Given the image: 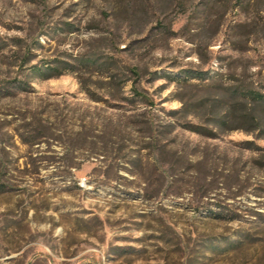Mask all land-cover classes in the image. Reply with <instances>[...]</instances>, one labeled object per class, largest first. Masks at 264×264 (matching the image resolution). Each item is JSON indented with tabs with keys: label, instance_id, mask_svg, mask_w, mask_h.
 <instances>
[{
	"label": "rangeland",
	"instance_id": "1",
	"mask_svg": "<svg viewBox=\"0 0 264 264\" xmlns=\"http://www.w3.org/2000/svg\"><path fill=\"white\" fill-rule=\"evenodd\" d=\"M251 2L0 0V87L24 83L0 95V264H264V238L191 258L264 230V103L234 94L264 93Z\"/></svg>",
	"mask_w": 264,
	"mask_h": 264
},
{
	"label": "trees",
	"instance_id": "2",
	"mask_svg": "<svg viewBox=\"0 0 264 264\" xmlns=\"http://www.w3.org/2000/svg\"><path fill=\"white\" fill-rule=\"evenodd\" d=\"M252 1V5L256 7L257 11L259 10V6L264 4V0H238L240 5H244L250 3ZM244 7V6H243ZM77 63H65V61H62L58 58L49 60L47 62H44L41 66L32 65L29 68L31 69V72L33 74H37L38 76L44 77V78H50L53 76L61 75L63 72H74L75 70L79 68H84L86 70H92L101 68L102 64L94 65V61L90 60L89 58H80L76 61ZM109 72V76H112L115 70V67L112 65V63H109L106 67ZM133 71V70H132ZM134 72V71H133ZM186 78V77H185ZM200 78H203L200 76ZM24 85V83L20 81H14L7 82L6 86L0 87V95L2 97H8L14 94L13 90L17 88V86ZM234 94H236L238 97H240L243 100L254 102V103H264V93H259L251 90L250 88L245 89H237L235 90ZM198 130V129H194ZM199 132V131H197ZM24 143H28L26 139H23ZM258 218L261 220L262 223H264V214L255 213ZM219 214H215V216H218ZM264 230H257L255 231V234L258 235H250L248 233H236V238L233 240H229L226 237L223 238H206L202 243H200V250L194 249V254L192 255V259L197 261V257H204V252L208 251L210 254L214 255H221L226 253L229 250H238L242 248L245 244H254L256 240L261 237L259 234ZM198 252H202L201 254H197ZM203 250V251H202Z\"/></svg>",
	"mask_w": 264,
	"mask_h": 264
}]
</instances>
